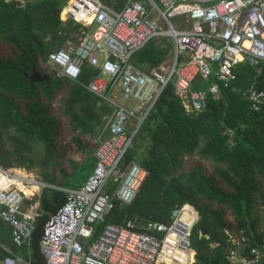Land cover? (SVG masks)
Wrapping results in <instances>:
<instances>
[{
    "label": "trees",
    "instance_id": "obj_1",
    "mask_svg": "<svg viewBox=\"0 0 264 264\" xmlns=\"http://www.w3.org/2000/svg\"><path fill=\"white\" fill-rule=\"evenodd\" d=\"M102 1L117 9L125 0ZM62 4L63 13L66 0H0V165L30 170L32 146L39 144L43 151L38 167L41 180L75 188L88 175L81 171L93 166V150L73 136L71 140L87 156L80 163L69 161V173L59 168L60 177L55 179L50 167L64 148L56 145L60 123L50 113V103L64 93L61 114L77 135H90L97 126L102 127L111 108L80 84L87 83L97 69L82 64L77 80L71 81L55 79L53 68L45 63L47 54L60 48L70 33L77 35L85 29L71 20H59L55 11ZM170 46L169 41L151 40L135 53L132 64L140 69L155 67L166 60ZM31 67L48 78L29 82ZM231 69L234 79L226 87L220 85L218 98H208L202 111L186 112L172 92L144 116L122 164L135 160L147 174L130 204L114 203L95 224L94 236L105 224H123L126 219L132 221L135 231L143 230L147 220L167 222L173 207L187 203L195 212L189 237L192 264H228L227 235L238 229L244 231L249 246L264 237V100L255 109L245 95L250 87L264 92V61L255 66L241 61ZM198 84L203 88L207 82ZM195 153L216 163L209 173L199 162L184 168V158ZM74 175L81 180L71 182L68 177ZM37 200L39 210L27 242L16 246L9 227L0 220V260L18 253L29 264H45L38 248L42 225L64 198L60 190L43 187ZM255 201L262 208L260 226L251 217Z\"/></svg>",
    "mask_w": 264,
    "mask_h": 264
},
{
    "label": "built area",
    "instance_id": "obj_2",
    "mask_svg": "<svg viewBox=\"0 0 264 264\" xmlns=\"http://www.w3.org/2000/svg\"><path fill=\"white\" fill-rule=\"evenodd\" d=\"M66 1L65 12L64 4L58 12L60 21L85 29L51 50L45 63L71 81L77 80L82 64L97 69L80 84L111 106L106 134L93 149L90 173L75 188L50 186L22 168L0 165V220L15 245L27 242L37 212L25 200L52 187L64 200L42 225L38 248L45 264H192L189 237L195 212L190 204L173 207L167 222L147 220L141 231L126 219L105 224L94 236L95 224L114 203L130 204L144 180L147 170L135 160L122 164V158L171 78L184 110L196 113L208 98H218L220 85L234 79L233 65L264 61V0H125L117 9L102 0ZM172 18L176 23L171 24ZM160 37L171 44L166 60L146 71L129 63L135 52ZM194 80L207 85L191 89ZM245 95L255 109L264 100V92L251 87ZM127 100L133 105L127 106ZM131 118L137 123L128 129ZM19 186L35 188L26 194ZM227 241L228 264H264V237L249 246L238 229ZM0 264L29 263L10 254Z\"/></svg>",
    "mask_w": 264,
    "mask_h": 264
},
{
    "label": "rangeland",
    "instance_id": "obj_3",
    "mask_svg": "<svg viewBox=\"0 0 264 264\" xmlns=\"http://www.w3.org/2000/svg\"><path fill=\"white\" fill-rule=\"evenodd\" d=\"M66 7L67 6H65V10H66ZM169 21L171 22V24L176 23L175 19L173 18L169 19ZM134 56L135 54L129 60L130 63L134 59ZM146 68L147 66L145 65L144 69ZM172 79L173 78H171V80ZM198 83L200 82L194 81L191 84V89L198 88L199 87ZM63 95L64 93L57 95L53 99V101L50 103V108H49L50 113L54 115L60 123V132L56 137V145L64 148L62 154H59L57 157L55 155L54 159L56 163H54L50 167L51 172L53 176L55 177V179H59L60 177L59 170H58L59 168L63 169L66 173H69L72 170V167L69 161L80 163L87 156L86 154H83L81 150L77 148L76 144L71 140L73 136H78L81 141L86 143L87 149H90V150H93L97 142L104 136L103 130L100 129L99 126H97L96 130L90 133V135L88 134L77 135L76 132H72L68 127L66 117L61 114V108H62L61 98ZM133 103H134L133 101L127 100L125 104L130 107L131 105H133ZM136 123L137 121L131 118L127 123L128 129H130V127L132 126H135ZM6 146L7 147L9 146L7 142H6ZM31 152H32L33 166L30 170H28V173L35 175L38 179H41V175L38 173L39 160L42 157V153H43L41 145L34 144L32 146ZM194 162H199L201 164V168L207 173H209L212 167L216 165V163H214L211 159L201 156L198 153H195L190 157L184 158L183 166L187 170ZM90 171L91 170L88 167V168L83 169L81 171V174L82 175L89 174ZM68 178L71 180V182L75 183L81 180L82 177H77L76 175H74ZM262 214H263L262 208L259 206V204H257V201H255L252 207L251 217L258 221L259 226L262 221ZM226 217H227V220L230 221V215L226 214Z\"/></svg>",
    "mask_w": 264,
    "mask_h": 264
},
{
    "label": "water",
    "instance_id": "obj_4",
    "mask_svg": "<svg viewBox=\"0 0 264 264\" xmlns=\"http://www.w3.org/2000/svg\"><path fill=\"white\" fill-rule=\"evenodd\" d=\"M58 14V11H55V15ZM170 52L171 49L169 48L166 54V57L170 56ZM51 75L55 78L58 79V76L56 75V71L52 70ZM48 78V74H40L38 71H36L33 67H31V71L30 74L28 75V81L29 82H40V81H44ZM174 81V79H172L171 81H169L164 90L162 91V93L160 94L159 98H158V102H162L164 97H170L172 95V82Z\"/></svg>",
    "mask_w": 264,
    "mask_h": 264
},
{
    "label": "crops",
    "instance_id": "obj_5",
    "mask_svg": "<svg viewBox=\"0 0 264 264\" xmlns=\"http://www.w3.org/2000/svg\"><path fill=\"white\" fill-rule=\"evenodd\" d=\"M124 3V2H123ZM59 12V11H58ZM60 20V19H59ZM63 22H65V21H63ZM71 34H73V33H70V35ZM69 35V38H67V39H74L73 37H71ZM66 40V39H65ZM64 40V41H65ZM153 40H165V41H169V40H167L165 37H160V38H157V39H153ZM64 43V42H63ZM136 53V52H135ZM134 53V54H135ZM167 54V53H166ZM133 56V55H132ZM131 56V57H132ZM166 58H168V57H166ZM131 59V58H130ZM130 63V62H129ZM133 67H135V68H137L134 64H132V62L130 63ZM159 64V63H158ZM144 67L145 66H143L142 67V69H140V68H137V69H139V70H142V71H146V70H148V69H151V68H149L148 66H147V68L146 69H144ZM92 68V67H91ZM95 74V73H94ZM194 81H198V80H194ZM199 82H201V81H199ZM108 106V105H107ZM110 108H111V106H109ZM111 110H112V108H111ZM111 113V112H110ZM110 115V114H109ZM105 117H103V119H104ZM107 118V117H106ZM106 118H105V122H104V125L102 126V127H99L100 129H102L103 130V133H104V135L106 134V130H105V125H106ZM128 128V127H127ZM93 152V151H92ZM93 159V158H92ZM17 168V167H16ZM88 176V175H87ZM50 186H56V185H51V184H49ZM56 187H60V186H56ZM31 190H33V189H31ZM32 192V191H31ZM40 193V192H39ZM39 193H35L34 195H32V196H30L28 199H26V204H30L32 207H34L35 208V210H36V212L39 210V208H38V200H37V197H38V195H39ZM17 246V245H16ZM12 255H14V256H16V257H18V258H20V259H22L21 258V256L18 254V253H11Z\"/></svg>",
    "mask_w": 264,
    "mask_h": 264
},
{
    "label": "bare ground",
    "instance_id": "obj_6",
    "mask_svg": "<svg viewBox=\"0 0 264 264\" xmlns=\"http://www.w3.org/2000/svg\"><path fill=\"white\" fill-rule=\"evenodd\" d=\"M23 175V173H21ZM21 187V186H19ZM35 187L31 186V187H21V189L26 193V194H30L31 193V189H34Z\"/></svg>",
    "mask_w": 264,
    "mask_h": 264
}]
</instances>
